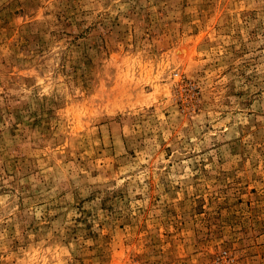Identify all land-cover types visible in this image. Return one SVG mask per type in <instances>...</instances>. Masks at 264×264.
I'll list each match as a JSON object with an SVG mask.
<instances>
[{"label":"rangeland","instance_id":"1","mask_svg":"<svg viewBox=\"0 0 264 264\" xmlns=\"http://www.w3.org/2000/svg\"><path fill=\"white\" fill-rule=\"evenodd\" d=\"M0 264H264V0H0Z\"/></svg>","mask_w":264,"mask_h":264}]
</instances>
